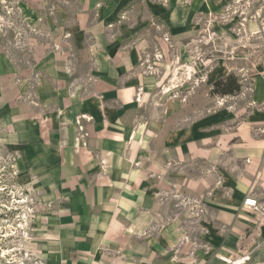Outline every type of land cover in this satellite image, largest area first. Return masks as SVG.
Instances as JSON below:
<instances>
[{"label":"rangeland","instance_id":"obj_1","mask_svg":"<svg viewBox=\"0 0 264 264\" xmlns=\"http://www.w3.org/2000/svg\"><path fill=\"white\" fill-rule=\"evenodd\" d=\"M206 6L207 11L199 12L191 20L192 33L176 35L177 42L173 39L180 51L173 45L172 52L167 53L166 74L160 86L153 88V96L162 90L175 91L173 98L182 105L178 128L184 131L185 142L193 136L204 145L185 150L181 160L168 159L161 170H152L153 196L158 206L163 204L164 208L148 210L150 221L143 230H124L123 236L128 232L137 238H108L97 243L95 251L89 248L84 252L80 245L86 241L80 236V226L67 230V225L61 223L70 196L64 190L71 185L76 192L92 197L98 182L110 172L105 168L107 163H95L93 160L99 155L90 144L85 150L78 148L74 140L66 145L58 143L59 155L70 149L69 153L81 158L94 157L87 164L96 166L94 172L85 169V176L81 175L77 165L64 163L62 158L60 168L51 163L32 162L31 157L40 152L30 146V140L25 141L23 132L25 129L30 132L39 122L45 141L54 138L52 113L58 112L59 118L63 115L57 102L47 99L44 92L57 78L58 84L65 78L62 85L70 98L96 95L93 87L98 79L95 60L99 54L83 45L94 40V33L89 29L79 38L71 32L79 24L77 17L84 7L80 0H0V264L192 262L185 257L177 258L174 253L191 252L197 228L205 232L203 229L215 213L207 208L209 191L197 188V181L225 171L223 156L230 145L239 146L247 138L261 137L259 127L250 118L264 108V98L258 97H264V0H215ZM93 21L90 19V23ZM108 28L107 35L114 40L113 24ZM181 61L189 65L181 67ZM229 73L242 84L241 91L235 95L212 94L213 82ZM177 76L184 81L174 82ZM136 100L143 102L140 91ZM150 102L145 101V112ZM152 104L158 106L156 101ZM153 116L146 114V118ZM74 119L64 122L70 125ZM50 127L53 129L49 130ZM70 165L77 174L71 170L74 177L67 179L64 171ZM55 169L58 178L52 186L47 183ZM88 177L91 183L84 189ZM54 223L61 225L54 228ZM167 229L171 241L168 247L161 238ZM65 233H71V238H66ZM176 234L182 238L178 243ZM87 241L91 245L92 241ZM204 244L200 250H206ZM166 251L174 256L161 257L166 256Z\"/></svg>","mask_w":264,"mask_h":264},{"label":"crops","instance_id":"obj_2","mask_svg":"<svg viewBox=\"0 0 264 264\" xmlns=\"http://www.w3.org/2000/svg\"><path fill=\"white\" fill-rule=\"evenodd\" d=\"M167 1L80 0L84 7L77 17L79 24L71 32L79 38L84 37L89 29L94 33V40L83 45L86 50L99 54L95 60V68L99 69L96 72L98 79L93 87L96 95L87 99L86 96L70 98L62 85L65 78L58 84L60 80L56 77V81H52L44 92L47 99L57 102L63 115L59 118L56 112L52 113L56 128L50 127L49 130L53 129L55 135L51 137L54 138L45 141L39 122L30 132L27 129L23 132L25 141L30 140V146L37 147L40 152L31 157L32 162L51 163L60 168L58 163L63 159L64 163L77 165L80 174L85 176V169L90 173L96 169V166L87 165L94 157L88 155L87 160L85 156L81 158L69 153L70 149L59 155L58 143L66 145L72 142L76 125L73 123L65 128L62 125L58 128L57 125L65 120L70 123L81 114L92 117L85 125L90 134V148L99 155L93 161L100 164L103 159L107 163L105 168L110 172L98 182L92 197L76 192L71 185L65 188L64 193L70 196L64 205L65 218L61 222L67 225V230L80 226V236L86 241L85 245H80L84 252L91 248L92 252L95 251L97 243L106 242L108 238H137L128 232L123 236L124 230H143L150 221L148 210L164 208L163 204L158 206L153 196L152 170H161L168 159L181 160L185 157V150L204 145L193 136L185 142L184 131L178 128L182 105H178L173 98L175 91L168 93L162 90V93L153 96V88H157L161 79L158 81L157 77L139 72V52L154 44L152 17L165 23L176 40L178 34L192 33L189 29L193 26L191 20L199 12L207 11L206 5L210 6L215 0ZM123 15L125 19H122ZM90 19L94 21L90 23ZM110 24L114 26V40L107 35ZM181 64V67L189 65L184 61ZM179 86L176 85V88ZM139 91L141 103L136 100ZM146 100L151 101L146 106L147 112L143 108ZM152 101H156L158 106H154ZM146 114L154 116L146 118ZM254 115L250 122L259 127L261 137L247 138L239 146L230 145L223 156L225 171L219 170L217 175L211 174L197 181V188L209 191L207 208L215 213L203 229L205 232L197 228L196 238H205L201 241L205 243V251L197 249L195 255L188 250H176L174 253L177 258L191 259L189 264H264V217L243 207L245 197L251 192L264 205V108ZM49 123L53 125L51 121ZM56 169L53 177L49 175L47 184L55 186L58 178ZM71 170L77 174L76 168L70 165L69 170L64 171V177L72 179L74 174ZM89 178L84 189L91 183ZM61 223H54V228ZM169 232L170 229H167L161 237L166 247L171 242L168 240ZM175 236V243H178L181 235ZM65 237L71 238V233H65ZM87 240L92 241L91 245ZM165 254L161 257L174 256L173 252L166 251Z\"/></svg>","mask_w":264,"mask_h":264},{"label":"built area","instance_id":"obj_3","mask_svg":"<svg viewBox=\"0 0 264 264\" xmlns=\"http://www.w3.org/2000/svg\"><path fill=\"white\" fill-rule=\"evenodd\" d=\"M161 1L164 3L167 2V0H161ZM125 17L126 16L123 15L122 19H125ZM151 26L157 31L155 32V35H154L155 41L153 45L141 49L139 72L143 75L157 77L158 81H160V79H162L163 76L166 74V64L167 63H165V60L167 58V53L172 52L171 48L173 47V45H175L174 47H176V51H180V48L177 45V43H175V41L173 40V35H171V32L166 28L165 23L160 22V20L156 19L155 17H152ZM177 56H179V53ZM176 57L174 58L175 61L173 62H176ZM183 74L186 75V72H183ZM92 79L93 77L91 78V80ZM171 80H172L171 82H173V79ZM176 80H177L176 83H179V82H183L184 78L177 76L174 79V82ZM180 85H183V83H181ZM34 103L39 105L38 102H34ZM45 108L48 109L49 106L46 105ZM91 118L92 117L88 116L87 114H81V115L76 116L74 119V123L76 125V135H75L74 141H75V145L78 148H82L85 150L88 148L89 131L87 130L85 122L90 121ZM67 123L68 122H62V128H65L66 126H68ZM101 163L104 164L106 162L103 159H101ZM243 207H245L247 210L252 211L254 213H257V214L260 213V215L264 217V205L262 204L258 196L253 194L252 192L249 193L245 197L243 201ZM191 246H192L191 254L195 255L197 249H200V247L202 246V243L197 238L192 241Z\"/></svg>","mask_w":264,"mask_h":264},{"label":"trees","instance_id":"obj_4","mask_svg":"<svg viewBox=\"0 0 264 264\" xmlns=\"http://www.w3.org/2000/svg\"><path fill=\"white\" fill-rule=\"evenodd\" d=\"M242 89V84L238 81L233 73L220 77L213 82L212 94L235 95Z\"/></svg>","mask_w":264,"mask_h":264},{"label":"bare ground","instance_id":"obj_5","mask_svg":"<svg viewBox=\"0 0 264 264\" xmlns=\"http://www.w3.org/2000/svg\"><path fill=\"white\" fill-rule=\"evenodd\" d=\"M168 91V90H167Z\"/></svg>","mask_w":264,"mask_h":264}]
</instances>
